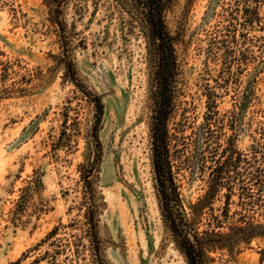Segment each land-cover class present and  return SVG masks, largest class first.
Returning a JSON list of instances; mask_svg holds the SVG:
<instances>
[{"label": "rangeland", "instance_id": "rangeland-1", "mask_svg": "<svg viewBox=\"0 0 264 264\" xmlns=\"http://www.w3.org/2000/svg\"><path fill=\"white\" fill-rule=\"evenodd\" d=\"M245 3L175 0L167 16L180 34L183 73V96L170 129L183 137L178 144L186 156L194 154V133L204 121L210 91L220 96L221 128L213 130L222 132L215 141L221 151L232 146L249 154L264 143V65L256 42L264 30L243 31ZM62 5L58 18L74 46L78 76L103 100L99 144L90 135L93 106L65 78L60 26L52 22L48 0H0V264L19 259L29 264L48 249L42 241L55 228L53 240L64 250L55 264H91L81 167L97 154L90 179L107 262L186 264L165 231L153 187L144 38L114 0H62ZM260 13L263 17L264 4ZM227 27L239 42L243 32L252 39L244 47L247 66L239 73L234 67L231 76L222 73L220 55L210 53L223 39L218 30ZM249 89L253 95L243 112L237 101ZM200 169L186 168L178 176L186 206L208 190L209 171ZM36 178L41 191L15 214L22 190ZM263 213L255 216L262 223ZM75 244L80 258L72 255ZM210 256L211 264H264V238L239 252L217 250Z\"/></svg>", "mask_w": 264, "mask_h": 264}, {"label": "trees", "instance_id": "trees-1", "mask_svg": "<svg viewBox=\"0 0 264 264\" xmlns=\"http://www.w3.org/2000/svg\"><path fill=\"white\" fill-rule=\"evenodd\" d=\"M118 8L135 24L144 38L147 62V99L150 107L149 145L153 187L165 231L169 234L176 249L186 264H211L210 254L217 250L239 252L256 238H264V223L255 218L264 212V143L251 149V153L240 152L230 146L221 151L215 141L220 138L213 127L221 128V117L216 91L207 94V106L203 123L194 133V151L185 155L186 149L179 148V137L172 133L170 124L175 117L183 96L182 66L178 54L180 34L173 32L167 16L175 0H114ZM52 22L60 26L61 64L65 78L72 83L94 109L93 126L90 135L99 144L98 134L104 116V104L101 96L88 90L81 82L74 59V46L65 35L66 24L58 16L62 13V0H48ZM264 0H246L243 31L258 27L264 30V16L260 8ZM231 27L235 28L233 24ZM229 34H225V33ZM214 56L220 55L222 73L232 75V70H243L247 66L248 49L246 42L251 41L247 33L240 36L229 27L218 30ZM224 33V34H223ZM233 33V34H232ZM216 38V40L218 39ZM229 38V40L227 39ZM258 48L261 52V65H264V36H261ZM214 51V52H212ZM222 52V54H219ZM253 90L245 92L237 101L241 111L247 110ZM240 105V106H239ZM182 131V130H181ZM216 143V144H214ZM185 148V147H182ZM100 154L93 159L91 155L81 167L82 180L87 188L84 235L89 242L91 264H109L104 255V246L99 236L98 198L90 179L98 164ZM210 162V165L208 163ZM209 171V180L205 195L196 203L186 206L182 197L178 176L186 168ZM42 180L36 178L22 190L15 214H19L32 198L41 191ZM237 197V202L233 198ZM236 207L235 211L232 208ZM264 216V213H263ZM58 229L51 231L42 241L48 249L29 264H55V256L64 250L56 244ZM39 247L42 245L39 244ZM80 246L75 244L72 255L80 258ZM38 250V249H36ZM19 259L12 264H21Z\"/></svg>", "mask_w": 264, "mask_h": 264}]
</instances>
